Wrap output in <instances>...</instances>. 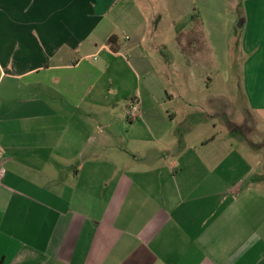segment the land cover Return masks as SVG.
<instances>
[{
    "label": "crops",
    "instance_id": "1",
    "mask_svg": "<svg viewBox=\"0 0 264 264\" xmlns=\"http://www.w3.org/2000/svg\"><path fill=\"white\" fill-rule=\"evenodd\" d=\"M184 6L0 0V264H264V140L249 138L259 132L244 127L247 144L210 136L171 148L146 107L162 100L147 41ZM246 9L248 34L222 49L216 41L213 53L219 60L242 46L259 57L251 98L264 111V0ZM115 62L143 76L142 92L125 102L122 80L110 76Z\"/></svg>",
    "mask_w": 264,
    "mask_h": 264
},
{
    "label": "rangeland",
    "instance_id": "2",
    "mask_svg": "<svg viewBox=\"0 0 264 264\" xmlns=\"http://www.w3.org/2000/svg\"><path fill=\"white\" fill-rule=\"evenodd\" d=\"M203 1L207 4L210 1L224 3L226 0ZM246 1L232 0V5L228 7L219 4V8H214L208 7V4L199 6L198 0H185L183 8L173 10L172 7L169 14L165 13L163 22L154 26L155 35L146 45L153 65L149 76L155 96H160L162 100L157 104L150 101L146 107L156 115L154 127L168 131L169 136L162 137L165 145L171 148L173 145H193L210 136H218L223 143L247 144L250 142L243 139L246 138L243 128L248 126L260 134L248 136L251 142H263L264 118H258L264 111H255L258 108L251 98L262 84V79L254 77L255 71L256 76H262L258 71L260 64L253 62L259 57L245 55L242 46L235 47L228 56L219 60L213 53L216 41L218 49H222L234 37L242 38L248 34L250 23L244 26L239 23L247 13ZM198 11L202 12L199 18ZM180 50L187 55L182 56ZM199 58L207 60L206 67L201 63L191 67V59ZM134 71L126 66L121 70L115 62L110 72L113 79L122 80L119 91L123 102L136 89L142 92L140 81L143 76ZM124 106L125 103L123 110ZM210 114L215 116L209 117ZM229 129L235 131L233 141L230 135L225 136ZM187 131L192 133L186 135ZM174 160L175 157H172L171 161ZM258 169L257 176L263 179L264 161Z\"/></svg>",
    "mask_w": 264,
    "mask_h": 264
},
{
    "label": "trees",
    "instance_id": "3",
    "mask_svg": "<svg viewBox=\"0 0 264 264\" xmlns=\"http://www.w3.org/2000/svg\"><path fill=\"white\" fill-rule=\"evenodd\" d=\"M109 44L111 45L112 49L114 51H118L119 50V46L118 44V37L116 35H112L109 40H108Z\"/></svg>",
    "mask_w": 264,
    "mask_h": 264
},
{
    "label": "built area",
    "instance_id": "4",
    "mask_svg": "<svg viewBox=\"0 0 264 264\" xmlns=\"http://www.w3.org/2000/svg\"><path fill=\"white\" fill-rule=\"evenodd\" d=\"M137 106V102L135 100H132L130 102L129 114H135L137 112Z\"/></svg>",
    "mask_w": 264,
    "mask_h": 264
}]
</instances>
